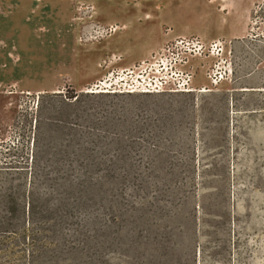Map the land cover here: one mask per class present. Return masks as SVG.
Returning <instances> with one entry per match:
<instances>
[{"label": "rangeland", "instance_id": "rangeland-1", "mask_svg": "<svg viewBox=\"0 0 264 264\" xmlns=\"http://www.w3.org/2000/svg\"><path fill=\"white\" fill-rule=\"evenodd\" d=\"M109 78L192 92H89ZM78 131L121 174L82 215L87 264H264V0H0V168H26L0 176L21 214L0 264H75L71 192L29 167L37 136L52 155Z\"/></svg>", "mask_w": 264, "mask_h": 264}, {"label": "trees", "instance_id": "trees-1", "mask_svg": "<svg viewBox=\"0 0 264 264\" xmlns=\"http://www.w3.org/2000/svg\"><path fill=\"white\" fill-rule=\"evenodd\" d=\"M61 95V94H54ZM84 94H76L70 99L66 97L73 107L76 108L77 114H82L85 111L99 112L98 108L94 105L85 107L83 105ZM64 104L66 102L63 101ZM105 114L116 113L115 108L103 109ZM79 112V113H78ZM79 116V115H78ZM101 129L98 126H94L89 130L88 134L91 137L101 136ZM79 133V134H78ZM76 138L78 140V147L70 149L69 147L62 146L54 154H49L44 151L41 147V137L37 136L35 140V150L32 154L31 166L29 167L31 173V181L40 179H49L55 177L57 181L61 182L65 189L71 193L65 192V196L69 198H62V203L65 206L70 207L73 216L76 219L77 235L75 242L72 243L69 251L75 256V264H87L88 252L87 247L89 243L88 231H86L87 221L82 217L83 213L86 212L90 203V194L96 184L111 183L116 181L120 177V167L116 163L105 162L102 158L106 156V151L98 148H85L81 142L85 136L82 134L83 131H78ZM148 143V142H147ZM108 152V151H107ZM49 155V156H48ZM46 157L60 158L56 163H51L46 160ZM100 158V159H99ZM66 159L68 161H66ZM73 159V160H70ZM90 159H99V162H90ZM0 168V176L10 175L11 170H22L25 172L26 168ZM28 170V169H27ZM32 184V182H31ZM33 195V194H32ZM37 212V211H36ZM35 204H33V196L30 198V216H35ZM9 213H5V217H0V256L4 252V244L11 239L12 236L17 235L18 223L20 222V212L13 213V217H8ZM1 215V214H0ZM11 216V215H10ZM117 220V217H114ZM30 240L34 241L30 237ZM35 254V251L32 252ZM87 259V260H86ZM35 261V260H33ZM32 261V264L35 262Z\"/></svg>", "mask_w": 264, "mask_h": 264}, {"label": "built area", "instance_id": "built-area-1", "mask_svg": "<svg viewBox=\"0 0 264 264\" xmlns=\"http://www.w3.org/2000/svg\"><path fill=\"white\" fill-rule=\"evenodd\" d=\"M182 43H184L182 41ZM172 45V44H171ZM167 46L166 52L172 50V47ZM194 52L201 53L203 52L205 46L200 43H194L193 45ZM189 50V48H187ZM188 57L183 56L181 60L185 64H187ZM218 80H213V83L217 84ZM118 87V88H117ZM92 94H116V93H189L192 92L191 84L187 81H183L182 84L179 82H170L169 80L166 81H157L154 85L151 82H138L135 86L129 85L127 83L124 84L123 88L118 86V82H113L111 78L104 79L98 81L94 87L89 90Z\"/></svg>", "mask_w": 264, "mask_h": 264}, {"label": "crops", "instance_id": "crops-1", "mask_svg": "<svg viewBox=\"0 0 264 264\" xmlns=\"http://www.w3.org/2000/svg\"><path fill=\"white\" fill-rule=\"evenodd\" d=\"M97 4H98V2H97Z\"/></svg>", "mask_w": 264, "mask_h": 264}]
</instances>
